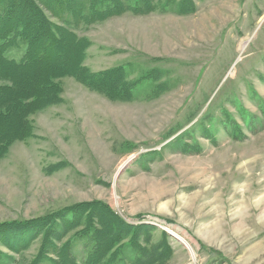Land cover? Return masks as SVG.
<instances>
[{
  "label": "rangeland",
  "instance_id": "obj_1",
  "mask_svg": "<svg viewBox=\"0 0 264 264\" xmlns=\"http://www.w3.org/2000/svg\"><path fill=\"white\" fill-rule=\"evenodd\" d=\"M156 2L78 29L81 76L0 119L19 139L0 148V223L91 207L148 226L131 264H264V0ZM42 68L20 84L40 89Z\"/></svg>",
  "mask_w": 264,
  "mask_h": 264
},
{
  "label": "trees",
  "instance_id": "obj_2",
  "mask_svg": "<svg viewBox=\"0 0 264 264\" xmlns=\"http://www.w3.org/2000/svg\"><path fill=\"white\" fill-rule=\"evenodd\" d=\"M156 3V0H0V81L8 82L0 86V119L20 117L36 104L43 106L54 101L60 92L61 78L68 74L81 76L88 47L75 34L78 29L126 14L147 16L156 11ZM71 45L82 47L75 64L62 68L48 65L60 56L63 48ZM39 68H48L44 76H36L40 89L30 90L20 84V79L41 73ZM3 132L0 127V148L19 140L13 138L14 131ZM68 209L58 218L0 223V264H16L14 256L28 251L41 238L39 254L29 264H131V256L146 252L140 242L148 226L129 225L96 208ZM107 222L112 226H107ZM77 229L81 231L64 241ZM110 237L121 240L114 244ZM124 239L131 241L123 244ZM120 243L123 255L109 256ZM2 247L10 254L2 251Z\"/></svg>",
  "mask_w": 264,
  "mask_h": 264
},
{
  "label": "water",
  "instance_id": "obj_3",
  "mask_svg": "<svg viewBox=\"0 0 264 264\" xmlns=\"http://www.w3.org/2000/svg\"><path fill=\"white\" fill-rule=\"evenodd\" d=\"M153 225H155V226H157V227H159V228H161L160 226H158V225H156V224H153ZM170 234V233H169ZM170 235H172V234H170ZM173 236V235H172ZM179 240V239H178Z\"/></svg>",
  "mask_w": 264,
  "mask_h": 264
},
{
  "label": "bare ground",
  "instance_id": "obj_4",
  "mask_svg": "<svg viewBox=\"0 0 264 264\" xmlns=\"http://www.w3.org/2000/svg\"><path fill=\"white\" fill-rule=\"evenodd\" d=\"M174 234V236H176L177 237V235L175 234V233H173Z\"/></svg>",
  "mask_w": 264,
  "mask_h": 264
}]
</instances>
